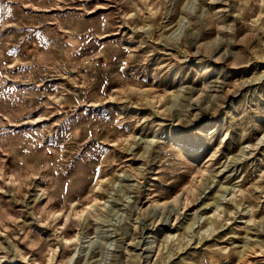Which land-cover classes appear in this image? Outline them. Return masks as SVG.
Masks as SVG:
<instances>
[{"label": "rangeland", "instance_id": "obj_1", "mask_svg": "<svg viewBox=\"0 0 264 264\" xmlns=\"http://www.w3.org/2000/svg\"><path fill=\"white\" fill-rule=\"evenodd\" d=\"M0 264H264V0H0Z\"/></svg>", "mask_w": 264, "mask_h": 264}]
</instances>
